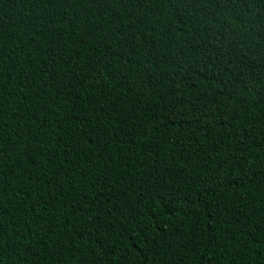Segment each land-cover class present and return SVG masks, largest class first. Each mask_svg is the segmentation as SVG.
Instances as JSON below:
<instances>
[{"label": "trees", "instance_id": "1", "mask_svg": "<svg viewBox=\"0 0 264 264\" xmlns=\"http://www.w3.org/2000/svg\"><path fill=\"white\" fill-rule=\"evenodd\" d=\"M0 264H264V0H0Z\"/></svg>", "mask_w": 264, "mask_h": 264}]
</instances>
